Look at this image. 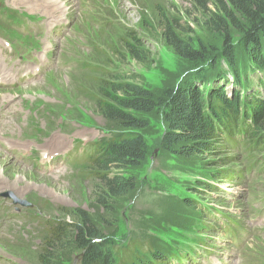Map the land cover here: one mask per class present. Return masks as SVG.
<instances>
[{
    "label": "rangeland",
    "instance_id": "rangeland-1",
    "mask_svg": "<svg viewBox=\"0 0 264 264\" xmlns=\"http://www.w3.org/2000/svg\"><path fill=\"white\" fill-rule=\"evenodd\" d=\"M213 2L63 0V5L72 9L68 15L73 21L58 28L62 37L55 46L57 66H45L44 73L39 69L34 79L17 80L11 70L17 57H2L11 63L2 66V74L7 77L3 82L16 79L17 85L0 86V98L2 94L14 102L16 98L19 108L31 116L16 119L13 112L18 109L17 103L8 110L1 109L9 117L0 118L4 125L0 131H24L30 140L22 139V148L30 145L36 152L45 147L43 142L57 150L68 141V147L55 156L54 170L20 158L23 149H17V160L6 155V149L0 151V177L10 183L0 186V194L10 190L15 197L32 203L31 207H22L12 203V198L0 196V264H41L36 251L41 250L46 220H71L69 213L76 209L93 216L102 233L118 248H125L129 242H149L167 255H187L185 262L169 259L163 264H264V168L260 164L264 162V146L246 154L248 146L244 143L236 149L224 143L211 155L179 157L159 147L165 124L156 112L144 131L149 155L143 164L126 173L134 183L133 189L107 207L98 202L95 189L99 183L88 176L85 164L70 171V161L61 160L72 141H104L116 133L114 126L94 110L89 97L96 87L92 81H98L106 70L122 73L157 95L181 78L194 76L200 67H206L211 79L227 92L237 77L242 85L249 81L253 88L260 86L262 73L245 67L247 44L238 29L245 21L238 15L234 20L229 18ZM162 16L177 18L184 37L201 53L200 58L184 60L163 46L159 27ZM216 16L223 24L210 22ZM34 27L38 33V27ZM125 33L136 34L143 43L141 61L124 52L120 40L126 38ZM6 35L23 42L19 33L8 31ZM227 40L233 44L236 73L222 53ZM7 69L11 72L5 74ZM237 89L246 93L242 86ZM259 91L264 95V87ZM10 124L12 129L4 131ZM49 132L55 134V143L43 135ZM33 158L38 160L39 156L35 153ZM233 169L245 172L242 181L229 174ZM187 201L193 204L187 205ZM3 207L7 215L1 213ZM225 223L242 230L237 239L225 235ZM13 227L18 233L8 239L11 231L7 229ZM78 254L72 245L55 253L50 264H77Z\"/></svg>",
    "mask_w": 264,
    "mask_h": 264
},
{
    "label": "trees",
    "instance_id": "trees-1",
    "mask_svg": "<svg viewBox=\"0 0 264 264\" xmlns=\"http://www.w3.org/2000/svg\"><path fill=\"white\" fill-rule=\"evenodd\" d=\"M213 3L229 14V18L234 20L238 15L245 21L244 25L238 26L247 44L245 67L262 73V79L258 81L262 85L264 0H215ZM210 22L223 24L219 16ZM159 27L162 44L167 50L184 60L201 57L193 43L184 37L177 18L162 16ZM124 36L126 38L120 40L124 52L141 61L144 50L141 40L136 34L125 33ZM222 53L235 68L237 61L230 40L224 42ZM233 70L236 73L237 69ZM208 72L206 67H200L194 76L181 78L160 95L118 72L106 70L98 81H92L96 82V87L89 92V97L94 110L116 130L107 141L90 145L86 161L88 176L99 183L95 192L101 205L107 207L113 199L124 197L133 189L134 183L126 173L143 164L149 155L144 131L156 112L165 124L159 147L179 157L211 155L227 142L237 146L240 133L245 134L250 142L247 151L251 147L264 146V98L258 89L249 84L246 93L241 94L237 87H244L247 82L242 85L237 77L227 92L226 87L213 81ZM82 88L88 89L86 86ZM242 141L246 144L245 140ZM233 173L240 178L242 170H230L229 174ZM192 204L187 201V205ZM69 214L71 220H46L41 250L36 251L41 264H50L55 253L72 245L79 253L78 264H163L166 260L178 259L175 254L167 255L157 250L149 242H129L125 248H118L102 233L89 213L76 209Z\"/></svg>",
    "mask_w": 264,
    "mask_h": 264
},
{
    "label": "bare ground",
    "instance_id": "bare-ground-1",
    "mask_svg": "<svg viewBox=\"0 0 264 264\" xmlns=\"http://www.w3.org/2000/svg\"><path fill=\"white\" fill-rule=\"evenodd\" d=\"M6 2L7 7L16 10L23 20H27V23H35L36 21L40 22V24L29 25L28 28L25 26L17 28V31L21 34L20 40L25 41L27 47L36 48V50L41 48L44 49L47 53H49V50H51L57 45V39L55 35L56 28L61 25L64 21H70L67 19L66 15L72 9L66 8V4L63 5L62 3L63 0H6ZM74 9L76 10L77 7ZM34 26L38 27V33L34 29ZM37 44H39L40 46L38 47ZM2 48L3 43L0 41V49ZM1 53L3 54V50L1 51ZM4 64L7 65V63L3 62L0 59V80L2 82L7 78L5 75L2 74V66ZM14 99L17 103L16 98ZM8 102L9 100H7V98L2 94L0 98V118L9 117V113L7 111H1L2 105ZM11 107H13V105ZM3 127L4 125L0 123V130H3ZM11 129L12 128L10 124L8 129L4 131H9ZM16 135L17 129L16 131H13L11 133H4L0 131V148H2V140L4 139L8 141L7 146L9 148L15 146L22 148L23 141L18 137L16 138ZM47 137L51 139L54 143L55 140H57L54 133L49 134ZM43 145L45 146L43 150L46 153L56 151V148H51L46 142H43ZM59 149L60 148H57V150ZM6 184L9 185V181L5 180L3 177H0V186Z\"/></svg>",
    "mask_w": 264,
    "mask_h": 264
}]
</instances>
